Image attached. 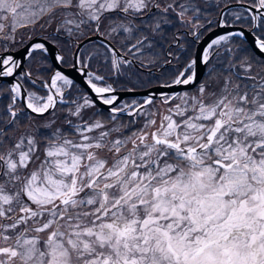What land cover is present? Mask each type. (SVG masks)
<instances>
[{
	"label": "snow or ice",
	"instance_id": "obj_1",
	"mask_svg": "<svg viewBox=\"0 0 264 264\" xmlns=\"http://www.w3.org/2000/svg\"><path fill=\"white\" fill-rule=\"evenodd\" d=\"M213 7L0 0V264H264V0ZM176 24L168 78L122 101L151 81L113 75Z\"/></svg>",
	"mask_w": 264,
	"mask_h": 264
},
{
	"label": "flooded vegetation",
	"instance_id": "obj_2",
	"mask_svg": "<svg viewBox=\"0 0 264 264\" xmlns=\"http://www.w3.org/2000/svg\"><path fill=\"white\" fill-rule=\"evenodd\" d=\"M215 2L223 3L227 2L231 5L236 4V0H200L201 4L208 5L210 10L207 13L209 19L216 20L218 18V10L213 7V4ZM238 10L237 8H231L229 11H236ZM227 15V13H226ZM229 23L231 24V17H229ZM179 31V34L183 37L181 40V43L184 44H189L191 41V37L185 36V33L188 31L187 28H182L179 24H176L174 27L173 26H165V32L167 34V39L161 41L163 47H157L156 52L160 53L159 57L156 58L155 63L149 64L148 61L150 59H153V57L149 53H145L143 57L137 56L134 57L132 55L128 56L129 60H135V63H133L131 66L125 65L122 67L121 71L124 73V75H113L112 80L109 82H116L119 81V83H116V87L119 88L120 85L127 80L129 77L133 81L137 79V77L143 78L145 81H151L150 84L146 83L143 87L138 88L134 93H127L124 91H121L119 93L121 100L126 101V102H131L132 100H137V101H142L144 99V88H152L154 87L157 83L164 81L165 79L168 78V74L171 72L172 68L171 65H166L165 64V53L167 50H169V46L171 44V41L173 39V35ZM235 30V28L233 29ZM48 31H52L51 28L48 29ZM224 29L216 27L215 24H213V27L209 31H205L203 35L200 38V43L193 45L189 48L188 50V55H196L197 51L200 50L202 51L203 48L206 46V44L212 39L215 38V36L224 34ZM46 35V33L40 34L37 36V39H41ZM27 43V41H25ZM95 43L98 45L100 43V40L97 39ZM227 43V42H225ZM25 44H18L16 48L13 49V51H17V49H20L23 47ZM90 45H85V48L88 49L90 48ZM171 51L175 55H181L180 51L175 47H171ZM39 56V53H37V57ZM18 58V57H17ZM183 58V57H182ZM141 61H143V65L141 64ZM177 61L175 58H172V65L176 64ZM31 64L32 68L35 69L36 64L28 61L25 63V67H28V65ZM98 74L100 75H111L112 74V69L108 65H99L96 64L95 62L93 63V68L91 70H98ZM62 70L65 73H70L73 78L77 80L78 84H82V74L79 73L78 71L72 70L68 65L62 66ZM35 75V72H34ZM200 79H204V69L203 66L201 65L200 69ZM199 83V80L197 81ZM0 84L4 85L5 87L10 84L9 80H3L0 81ZM191 88H194L195 85L190 86ZM7 100H0V105L6 104ZM158 103V102H157ZM20 107H23V105H19ZM104 107V106H101ZM105 113L107 112V107H104ZM47 117L41 118L39 116L35 117V122L37 124H42L44 120Z\"/></svg>",
	"mask_w": 264,
	"mask_h": 264
},
{
	"label": "water",
	"instance_id": "obj_3",
	"mask_svg": "<svg viewBox=\"0 0 264 264\" xmlns=\"http://www.w3.org/2000/svg\"><path fill=\"white\" fill-rule=\"evenodd\" d=\"M24 47H25V45H24L23 47H21L20 49H18V50H19L20 52H23V51H24ZM19 58H22V57H19V56H18V59H19ZM8 80H9L10 83L12 82L11 79H8Z\"/></svg>",
	"mask_w": 264,
	"mask_h": 264
}]
</instances>
